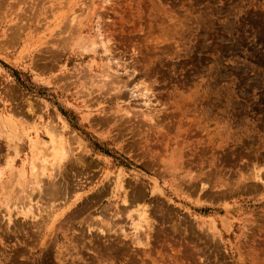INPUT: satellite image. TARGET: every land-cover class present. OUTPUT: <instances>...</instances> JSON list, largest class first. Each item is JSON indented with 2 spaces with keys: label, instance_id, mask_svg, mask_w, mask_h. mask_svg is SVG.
<instances>
[{
  "label": "rangeland",
  "instance_id": "obj_1",
  "mask_svg": "<svg viewBox=\"0 0 264 264\" xmlns=\"http://www.w3.org/2000/svg\"><path fill=\"white\" fill-rule=\"evenodd\" d=\"M0 123V264H264V0H0Z\"/></svg>",
  "mask_w": 264,
  "mask_h": 264
},
{
  "label": "bare ground",
  "instance_id": "obj_2",
  "mask_svg": "<svg viewBox=\"0 0 264 264\" xmlns=\"http://www.w3.org/2000/svg\"><path fill=\"white\" fill-rule=\"evenodd\" d=\"M99 44V43H98ZM104 45V43H101ZM95 44H92L91 47H94ZM102 45V46H103ZM106 47V46H104ZM89 48V46L87 47ZM97 48V47H96ZM95 50V49H93ZM145 88V87H143ZM139 89V88H137ZM146 89V88H145ZM145 89L144 91H140L142 94V99L144 96H146L147 94V91L145 92ZM148 96V95H147ZM146 96V97H147ZM145 99V97H144ZM145 104V103H144ZM146 105V104H145ZM0 125H2V123H0ZM55 132V131H54ZM56 133V132H55ZM54 141V139H53ZM60 144V143H59ZM63 144V143H62ZM14 149V148H13ZM59 155L60 157H63L66 159V151L64 149L63 146H59ZM57 151V150H56ZM58 152V151H57ZM57 161V159H56ZM60 162V161H57V163ZM254 165V164H253ZM252 165V167H253ZM56 167V166H55ZM250 167L251 169V165L248 166ZM258 166L256 164V168H255V165H254V168H252L251 170H248L247 173L249 174V177L252 176L253 179H255L257 181V179H259L260 176V173L263 172L262 168V172H260V168L258 171ZM247 169V168H246ZM246 174V175H248ZM41 175V174H40ZM262 175V174H261ZM26 182L23 181V183ZM28 183V184H27ZM30 183V185H29ZM29 185V186H28ZM52 185V184H51ZM21 190L19 191V193H21V195H19L18 197L16 198H9V200L6 201V205L8 206H5L6 209H4L7 214V224L10 223L11 221V218H10V214H11V211H16L17 214H20L19 216L21 215H24V216H27V215H30V211L32 210V207L35 205L32 201V198L33 196L36 194V191H38L39 189V184L37 182H26L23 184V186L21 185ZM18 192V191H17ZM15 196V195H14ZM59 196V195H58ZM54 198V197H53ZM52 198V199H53ZM54 200V199H53ZM5 201V200H4ZM142 200L139 199V198H136V197H132L131 199L129 198L128 194L125 193L123 196H122V203H123V210H122V213L124 215V217L130 222V226H131V230H132V234L135 235L136 237L135 238H138L140 237L139 234L141 235V233L144 232V228L143 227H146L148 225L147 223V219L149 218V215L148 214V211L147 209L145 208L146 206H142L141 204L143 203V201L141 202ZM5 204V202L3 203ZM51 206V205H50ZM2 207V206H1ZM40 207V206H39ZM37 208V207H36ZM12 216V215H11ZM22 216V217H24ZM151 217V216H150ZM25 218V217H24ZM150 219V218H149ZM89 227V226H88ZM89 230V229H88ZM146 230V229H145ZM102 232V231H101ZM146 232V231H145ZM124 235V234H123ZM132 235V236H133ZM128 236V235H127ZM124 238V237H123ZM139 239V238H138ZM137 239V240H138ZM140 240V239H139ZM137 244V243H136ZM139 246V244H138Z\"/></svg>",
  "mask_w": 264,
  "mask_h": 264
}]
</instances>
